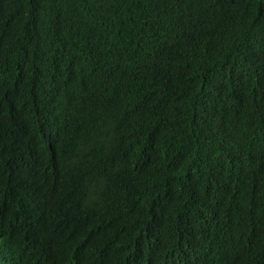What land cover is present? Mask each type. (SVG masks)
Listing matches in <instances>:
<instances>
[{
  "label": "trees",
  "instance_id": "1",
  "mask_svg": "<svg viewBox=\"0 0 264 264\" xmlns=\"http://www.w3.org/2000/svg\"><path fill=\"white\" fill-rule=\"evenodd\" d=\"M0 264H264V0H0Z\"/></svg>",
  "mask_w": 264,
  "mask_h": 264
}]
</instances>
